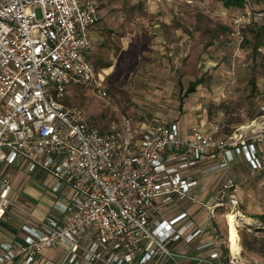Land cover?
I'll return each instance as SVG.
<instances>
[{"label": "built area", "instance_id": "built-area-1", "mask_svg": "<svg viewBox=\"0 0 264 264\" xmlns=\"http://www.w3.org/2000/svg\"><path fill=\"white\" fill-rule=\"evenodd\" d=\"M99 21L94 0H0V220L16 209L35 222L22 225V241L0 243V264L20 256L30 264L37 251L57 246L65 259L46 264L175 261L179 256L169 244L189 243L202 229L185 211L167 222L159 215L172 202L201 204L190 171L203 160L209 162L203 174L228 168L234 155L252 172L264 170V133H256V119L224 140L199 124L181 136L177 122L138 124L130 118L103 130L80 107L64 104L76 86L107 96L88 57ZM260 110L264 116V104ZM245 128L254 135H245ZM19 165L45 175L47 212L26 211L10 197ZM237 190L227 179L208 210L235 212ZM211 232L219 243V230ZM226 243L227 255L217 250L216 264H243L240 251L231 252L228 227Z\"/></svg>", "mask_w": 264, "mask_h": 264}, {"label": "rangeland", "instance_id": "rangeland-1", "mask_svg": "<svg viewBox=\"0 0 264 264\" xmlns=\"http://www.w3.org/2000/svg\"><path fill=\"white\" fill-rule=\"evenodd\" d=\"M94 1L100 7L101 18H109L115 27L120 25L121 13L130 18L125 27L130 37H134L133 42L139 45V60L138 54L130 56L124 52L120 58L128 68L139 61V68H145L144 74L131 84L129 71L126 70L123 77L121 72H116L117 78L111 81L107 78L110 85L105 98L83 87H71L63 99L64 104L80 107L88 122L103 130L119 128L123 118L179 124H186L187 119L194 122L206 119L213 124L206 131L226 140L237 127L256 119L253 124L256 133H264V116L260 110L264 104V0H244L243 8H226L223 0ZM255 11L261 15H253ZM35 12L40 18L39 7ZM246 12H250V16L243 18ZM164 18L169 23L164 25L165 31L159 32L160 29L152 27ZM138 26L139 30L133 32ZM169 44L177 55L172 54L176 59L170 62L172 68L165 78L161 71L168 68L165 46ZM175 45L181 49H176ZM199 77L203 81L195 94L184 97L179 107L188 82ZM150 82L152 84H148ZM139 89L154 94L153 103L145 104L143 109L137 103H144L146 96L142 98ZM251 134L254 135L250 129L245 130V135ZM196 170L192 174L200 179ZM223 175L237 184L239 197L235 212L229 213L226 208L216 212L223 219L225 232L228 227L231 252L240 251L243 264H264V224L258 217L264 214V170L252 172L241 160ZM24 176L29 178L27 174ZM15 192L20 198L24 196L20 185L14 192L12 189V194ZM44 193L50 200L48 192ZM41 204L44 208L49 206L45 202ZM11 211L16 218L25 216L16 209Z\"/></svg>", "mask_w": 264, "mask_h": 264}, {"label": "crops", "instance_id": "crops-1", "mask_svg": "<svg viewBox=\"0 0 264 264\" xmlns=\"http://www.w3.org/2000/svg\"><path fill=\"white\" fill-rule=\"evenodd\" d=\"M161 2V1H160ZM154 3V0H153ZM97 10L99 15L102 14L99 5L97 4ZM164 18V21L153 23V28L160 29L159 32L165 31V24H169ZM120 25L115 27L113 22L109 21V18L100 16V21L93 26L91 31V38L93 41V47L88 52L89 59L95 64L97 67L99 77L103 80V85L107 88L110 85L108 80L111 81L112 78H117L115 75L116 72H121L122 77L125 71H129L131 75L129 79L130 83H134L135 80L139 81L141 75L144 74L145 68H139V61L137 64L132 66V68H128V65H125L120 58V55L124 52V55L128 53V55L133 56L137 55L139 52V45L136 44V41L133 42L134 37H130V31L125 27V23L130 22V18L124 12L120 14ZM162 20V19H160ZM133 25V23H130ZM139 30V26L133 31L137 32ZM134 36V35H131ZM123 44H125L123 46ZM165 44V43H164ZM176 49H181L180 46H176ZM165 50L167 52V69H162L163 77L167 78L169 71H171L170 62H174L173 59H176L177 52H174V47L172 44L165 46ZM153 56L154 50L150 51ZM175 54V55H172ZM127 55V56H128ZM139 60L138 57H136ZM152 61L154 59L152 58ZM159 62V60H156ZM150 63V62H149ZM203 81L202 77L191 80L188 82L186 91L182 94L179 101V107L183 105L184 97L189 95H193L196 92V88ZM109 83V84H108ZM178 83V82H177ZM148 84H152L151 82ZM180 84V83H178ZM193 87L192 90L189 91V88ZM149 89L150 87L147 86ZM179 93L181 94L182 88L180 87ZM139 94L141 97L145 98L144 103H137L138 107L141 106V109L145 106V104L153 103L151 98L153 97V93L151 91L146 92L139 89ZM144 95V96H143ZM140 101V100H139ZM137 101V102H139ZM144 104V105H143ZM148 105V106H149ZM147 108V107H145ZM131 119V118H130ZM132 120V119H131ZM135 123H150L144 121L132 120ZM188 122L186 124H182L177 122L179 127V134L181 136L186 135L187 131L193 125H200L204 130L209 131V125L212 124L208 122L206 119H199L197 121H191L187 119ZM153 122H158V120H154ZM152 123V122H151ZM250 124V122H249ZM248 124V125H249ZM213 125V124H212ZM246 126V125H245ZM100 128V127H99ZM238 128V127H237ZM236 128V129H237ZM217 128L214 129V131ZM213 132V131H211ZM244 161L243 158L234 155L233 161L230 164L232 166L235 163L240 161ZM245 162V161H244ZM209 162L203 160L200 164V167L194 168L197 169L200 179L195 177L192 174V169L190 171L191 175L198 181V185L196 187V194L201 202L200 205H196L190 203L189 201L182 202H172L169 203L163 211H161L159 215V221H170L172 218L177 216L179 213L185 211L188 213L189 218L192 219L195 223V229L200 228L202 232L199 233L191 242L187 243L184 239H180L178 241L171 242L169 244V250L179 257L175 261H171L169 263H164L161 260H149L144 264H216L218 263L219 257L217 250L223 252V255H227V227L226 232L223 230V224L221 217H218L216 214L218 209L224 208H215V210L210 212L208 210L209 206H212L217 200V193L222 187V184L231 177H224V172L229 170L230 166L225 169L217 170L215 172H210L207 174H203L201 172V168L204 165H207ZM246 163V162H245ZM247 164V163H246ZM248 165V164H247ZM206 167V166H205ZM249 167V166H248ZM21 169V170H20ZM24 172V173H23ZM24 174H27L29 178H26ZM31 174V175H30ZM24 177V178H23ZM44 180L45 175L41 172L36 173H28L25 166L19 165L13 172L12 180H11V189L16 190V186L20 185L22 187L23 197L20 198L17 192L11 194L10 197L15 200L18 206L23 207L26 211L42 214L47 212L48 208L42 207V202L45 204L48 202L46 197L44 196ZM32 181V182H30ZM17 183V184H16ZM19 200V201H18ZM14 210V209H12ZM225 220V219H224ZM24 223H30L31 225H35L33 220L28 219L25 216L16 218L12 211L7 212L2 219L0 220V243L12 242L13 240L22 241L25 233L22 230V225ZM180 223L175 224L173 227H178ZM212 227H216L221 235V240L219 243L214 241V237L212 235ZM65 250L62 246H57L55 248H43L37 251L34 255V260L30 264H46V262H55L59 263L65 259ZM26 256H20L18 259H14L13 261H8L3 264H23L25 262ZM93 264H105L103 262H96ZM125 264H139L138 259H134L131 263Z\"/></svg>", "mask_w": 264, "mask_h": 264}, {"label": "trees", "instance_id": "trees-1", "mask_svg": "<svg viewBox=\"0 0 264 264\" xmlns=\"http://www.w3.org/2000/svg\"><path fill=\"white\" fill-rule=\"evenodd\" d=\"M244 4H245L244 0H223V6L226 8H231V7L243 8ZM192 88L193 87H190L189 91L192 90ZM258 217L260 218L261 223L264 224V214Z\"/></svg>", "mask_w": 264, "mask_h": 264}, {"label": "bare ground", "instance_id": "bare-ground-1", "mask_svg": "<svg viewBox=\"0 0 264 264\" xmlns=\"http://www.w3.org/2000/svg\"><path fill=\"white\" fill-rule=\"evenodd\" d=\"M236 215H237V216H240V213L237 212ZM229 243H230V240H229ZM236 253H237V252H236ZM236 253H233V254H236Z\"/></svg>", "mask_w": 264, "mask_h": 264}]
</instances>
